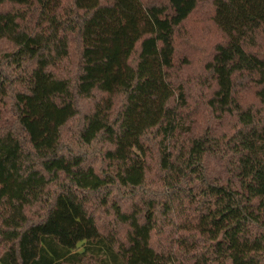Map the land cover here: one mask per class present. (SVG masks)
I'll list each match as a JSON object with an SVG mask.
<instances>
[{"label":"trees","instance_id":"obj_1","mask_svg":"<svg viewBox=\"0 0 264 264\" xmlns=\"http://www.w3.org/2000/svg\"><path fill=\"white\" fill-rule=\"evenodd\" d=\"M0 264H264V0H0Z\"/></svg>","mask_w":264,"mask_h":264},{"label":"rangeland","instance_id":"obj_2","mask_svg":"<svg viewBox=\"0 0 264 264\" xmlns=\"http://www.w3.org/2000/svg\"><path fill=\"white\" fill-rule=\"evenodd\" d=\"M4 116V114H2Z\"/></svg>","mask_w":264,"mask_h":264}]
</instances>
